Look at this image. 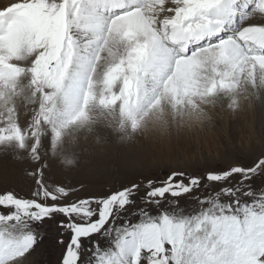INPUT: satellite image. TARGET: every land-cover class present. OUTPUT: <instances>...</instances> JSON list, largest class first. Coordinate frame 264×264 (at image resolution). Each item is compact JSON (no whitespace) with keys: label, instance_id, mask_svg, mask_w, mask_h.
Here are the masks:
<instances>
[{"label":"snow or ice","instance_id":"snow-or-ice-1","mask_svg":"<svg viewBox=\"0 0 264 264\" xmlns=\"http://www.w3.org/2000/svg\"><path fill=\"white\" fill-rule=\"evenodd\" d=\"M225 99L264 102V0H0V152L35 165L27 196L0 191V264L49 224L59 264H264V154L75 200L45 176L102 127L166 133Z\"/></svg>","mask_w":264,"mask_h":264},{"label":"rangeland","instance_id":"rangeland-1","mask_svg":"<svg viewBox=\"0 0 264 264\" xmlns=\"http://www.w3.org/2000/svg\"><path fill=\"white\" fill-rule=\"evenodd\" d=\"M227 104L225 99L210 108V118L203 122L173 127L166 133L152 129L124 136L102 127L96 134L81 138L77 166L64 167L51 160L45 176L50 183L76 188L71 197L75 200L110 191L135 177L159 176L172 170L203 173L264 154V102L246 103L238 111L229 110ZM19 111V122L26 127L31 113L26 114L23 103ZM14 155L12 151L0 152V191L10 189L27 196L35 186L28 175L35 165ZM181 203L194 206L190 200ZM58 233L54 224L45 225L43 240L26 254L22 264H59L62 249Z\"/></svg>","mask_w":264,"mask_h":264}]
</instances>
